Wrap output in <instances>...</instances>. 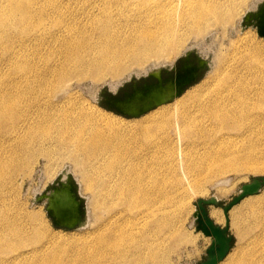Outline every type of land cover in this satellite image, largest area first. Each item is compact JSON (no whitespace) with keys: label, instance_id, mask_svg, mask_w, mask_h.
<instances>
[{"label":"bare ground","instance_id":"6f19581e","mask_svg":"<svg viewBox=\"0 0 264 264\" xmlns=\"http://www.w3.org/2000/svg\"><path fill=\"white\" fill-rule=\"evenodd\" d=\"M33 1L7 0L6 13L27 25L32 20L42 23L49 14L44 9L47 1ZM248 1L140 0L130 15L121 13L124 25L113 24L102 12L88 13L99 33L87 52L79 53L73 46L69 50L73 62L50 69L52 75L46 77L38 74L40 69L30 68L1 92L0 129L10 142L11 159L19 162L24 153L39 152L47 180L58 170L60 160L69 161L90 195L93 222L85 234L51 232L44 237L41 229L34 233L2 215L3 208L0 264H169L170 249L163 247L169 239L159 237L160 224L165 226L172 212L170 179L181 185L177 173L187 168L188 159L200 157L204 165L222 174H264V163L249 162L251 158L243 154L250 141L264 142V41L238 27L243 12L254 6L253 0ZM209 35L211 44L217 45L214 52L207 44ZM45 37L39 33L29 41ZM53 39L59 38L54 35ZM189 46L212 50V71L171 104L160 105L139 119H123L85 105V100L77 104L69 95L67 80L72 75L76 80L109 78L119 83L133 73L157 71ZM182 83L135 94L121 111H142L175 94ZM8 119L10 125L4 123ZM224 157L236 161L229 159L226 165ZM7 167L0 160V183ZM221 185L225 183L214 187ZM2 188L0 184V193ZM227 193L222 188L214 190L216 195ZM67 195L62 190L52 204L63 223L71 221ZM208 216L214 224L223 221L217 209H209Z\"/></svg>","mask_w":264,"mask_h":264},{"label":"rangeland","instance_id":"374dc122","mask_svg":"<svg viewBox=\"0 0 264 264\" xmlns=\"http://www.w3.org/2000/svg\"><path fill=\"white\" fill-rule=\"evenodd\" d=\"M44 1H47L44 9L49 13L46 20L42 23L32 20L31 25H27V22L20 20L19 17L13 19L8 16L6 13L7 0H0V90H3L0 94H3L1 92L6 91L19 76H22V73L30 68L31 70L40 69L42 72L38 74L46 77L52 75V73L49 74L50 69L53 70L66 62H73V52H69L73 46L77 47L79 53L87 52L97 40L95 34L99 33L96 24L90 20L89 14L98 15L102 12L112 19L113 24L124 25L125 17L121 13L126 12V15H130V12L135 11L140 0ZM253 1L254 6L246 18L250 27L242 28L239 25L238 27L242 32H251L259 40L257 30L264 34V0ZM24 2L26 0H19V3ZM49 2H53V5ZM54 8L56 9L53 10ZM249 9L243 12L240 22L243 21ZM113 30L117 31V28L114 27ZM39 33H43L46 37L43 40L29 41L30 37L32 39ZM50 35L53 37L56 35L59 39L55 41ZM207 37L206 40L210 42L207 44L214 52L217 45L211 44L210 35ZM261 39L264 41L263 38ZM65 45H70L67 46L68 53L65 52L67 50ZM206 49L189 46L185 52L172 59V63L160 65L158 77L151 73L147 74V72L133 73L130 78H124L118 81L119 83H112L109 78L100 81L76 80L72 75L67 80L71 85L69 95H74L77 104L85 100V105L92 104L118 117L128 119L113 110L123 109L124 107H121L123 103L135 94H147L150 89L164 88L167 85L175 86L177 83L183 82L184 84L187 80H192L191 85L180 93L178 96L180 97L184 92L205 80L213 67L211 65L213 64V52ZM148 71H155V69L150 68ZM115 85L119 86L113 89ZM173 100L164 105L171 104ZM71 107H73V100ZM4 123L10 125L11 120H5ZM5 135V132L0 129V160L8 164L0 183L3 185L0 193V208H2L0 211L3 213V208L5 209L2 215H7L19 226H26L33 231L41 229L40 232L44 237L51 232H62L63 234L90 232V224L93 222V215L90 214L91 210L88 207L90 195L84 192L78 177L72 172L70 162L60 160L56 167L58 170H55L54 176L47 180L43 174L45 162L39 157V152H32L29 156L24 153L21 160L17 162L11 159L10 142ZM262 151H264V142H257L254 139L250 141V144H246L243 154L251 158L249 162L264 163ZM31 155L34 157L29 158ZM229 159L236 161L235 157H224L222 163L226 164ZM185 164L187 168H180L177 173L178 181L184 185V188L180 187L177 180L170 179L172 202L169 205L172 212L168 223L165 226L160 224L162 228L159 237L162 236L165 241L169 239V243L163 246L164 249H170V256L167 259L169 264H200L207 258L206 250L211 245V238L208 241L207 237L197 229L195 216L197 200L215 199L217 201L216 205L207 206L206 209L209 211L214 208L221 212L223 221L215 225L224 229L226 222L223 207L239 194L243 185L249 184L254 178L264 177L263 173H232L230 171H226L225 174L217 173L213 167L204 165L200 157L190 158ZM158 181H160L159 178ZM167 181L169 182V179ZM222 182L225 185L214 187L216 183ZM165 183L166 179L163 184ZM64 188L68 190L66 207L77 210L78 218L73 230L53 226V221L47 213L51 197ZM165 188H168V183ZM216 188L228 190V193L216 195L214 194ZM167 204L165 205L169 206ZM38 213L42 214L41 219ZM227 216V236L231 238V243L229 253L221 264H264V188L256 195L246 197L232 207ZM42 241L45 242V239L43 238ZM30 246H35V244H30Z\"/></svg>","mask_w":264,"mask_h":264},{"label":"water","instance_id":"95a60500","mask_svg":"<svg viewBox=\"0 0 264 264\" xmlns=\"http://www.w3.org/2000/svg\"><path fill=\"white\" fill-rule=\"evenodd\" d=\"M251 9L246 12L245 17H243V21L239 23V26L242 28H247L249 26V22L246 20L248 15L251 13ZM257 34L260 38L264 39V34H262L260 31L257 30ZM202 64V63H201ZM153 74L155 77L159 76V69L156 71H147V74ZM130 78V77H129ZM193 81H186L184 84L181 85L179 91H177L175 94L169 96L166 99H162L150 106H148L146 109L139 111L137 113H127L124 111H121L120 109L118 110H113L116 111L120 116L125 117V118H138L141 115L155 109L156 107L160 105H164L166 103H169L172 99L175 97H178L182 91L189 87ZM162 87H158L155 89H160ZM149 92V91H148ZM264 188V177H258L254 178L252 182L249 184L243 185L240 189L239 194L234 197L230 203H228L225 207H223V214L225 217V228H221L219 226H216L214 222L209 218L208 216V211L206 209L207 206H214L217 204V201L215 199H210V200H202L199 199L196 202V207H197V213H196V223H197V229L203 233L206 237L211 238V245L210 247L206 250V255L207 258L204 262L200 264H219L222 262L226 256L229 253L230 250V243H231V238L227 236V226H228V216L227 213L229 210L237 205L240 201L245 199L246 197L254 196L256 195L261 189ZM48 216L50 219L53 221V226L59 227L61 229L65 230H73L74 225L69 226V225H62L56 222L55 217L51 214L50 210H47Z\"/></svg>","mask_w":264,"mask_h":264},{"label":"flooded vegetation","instance_id":"af4514ba","mask_svg":"<svg viewBox=\"0 0 264 264\" xmlns=\"http://www.w3.org/2000/svg\"><path fill=\"white\" fill-rule=\"evenodd\" d=\"M141 94H143V93H141ZM130 99H131V98H130ZM130 99H128L127 101H125V102L123 103V107H124L123 110L126 109V105H127V103L130 101ZM124 105H125V106H124ZM120 110H122V109H120ZM64 190H65V191L67 192V194H68V190H66V188H64ZM61 191H62V190H60L58 193L54 194L53 197H51V199H50V204H49L48 209L50 210V212L52 213V215L55 217L56 222L61 223V224H70V225H74V223L77 221V218H78L77 210H76L75 208H73V209H68V212L71 213V221H70V223H63V222H61L60 218H59L57 215H55V213H54L53 206H52V204H53V200H54L55 195L60 194ZM71 203H72V202H71ZM71 205H72V204H71Z\"/></svg>","mask_w":264,"mask_h":264}]
</instances>
